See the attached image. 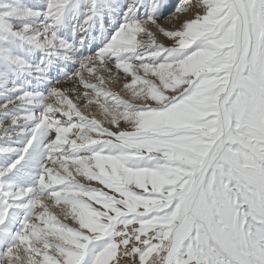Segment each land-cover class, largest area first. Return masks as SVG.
I'll list each match as a JSON object with an SVG mask.
<instances>
[{"label":"snow or ice","instance_id":"6c2138e0","mask_svg":"<svg viewBox=\"0 0 264 264\" xmlns=\"http://www.w3.org/2000/svg\"><path fill=\"white\" fill-rule=\"evenodd\" d=\"M0 264H264V0H0Z\"/></svg>","mask_w":264,"mask_h":264}]
</instances>
